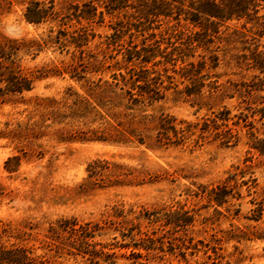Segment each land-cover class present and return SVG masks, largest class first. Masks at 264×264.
I'll return each mask as SVG.
<instances>
[{"label":"rangeland","instance_id":"374dc122","mask_svg":"<svg viewBox=\"0 0 264 264\" xmlns=\"http://www.w3.org/2000/svg\"><path fill=\"white\" fill-rule=\"evenodd\" d=\"M32 1L63 15L84 0H0V49L31 80L0 81V240L31 264H264V153L246 124L263 135L264 0L204 33L183 16L139 17V0L113 11L121 0H93L102 19L62 25L30 21ZM82 26V48L56 41ZM155 43L150 61L125 60ZM131 67L149 69L163 97L123 99L131 108L113 112L134 133L97 139L121 126L91 87Z\"/></svg>","mask_w":264,"mask_h":264},{"label":"trees","instance_id":"16d2710c","mask_svg":"<svg viewBox=\"0 0 264 264\" xmlns=\"http://www.w3.org/2000/svg\"><path fill=\"white\" fill-rule=\"evenodd\" d=\"M127 1L128 0H121L120 3L116 4L117 6L112 4V2L107 3L106 9L113 11L116 8H121L124 5H127ZM139 5L140 7L137 10V15L139 17L145 16L147 18L159 15H173L176 19L180 20L183 16L185 20H189L194 24L202 25V32L204 33L209 29V24H214L215 27H218L222 21L231 19L234 16L239 18L244 15H250L251 9H255V13H257L256 7L258 4L256 0H139ZM46 14H52L54 19H57V17L60 16V25H62L68 23V19H76L78 22L85 19L91 23L97 20L98 17L102 19L104 12L103 10H99L98 4H95L93 0H84L81 3H72L70 11L66 14L64 13L63 15H60L59 11L44 8L38 1H32V4L28 7L26 15L30 21L37 22L42 20ZM254 16L257 20L259 19V15ZM128 23L131 25L133 24L130 21H128ZM122 26L124 25L122 24ZM67 36L68 38L66 39ZM87 37L88 27L82 26L80 28H75L70 32L60 28L58 30V34L56 35V41L61 43L63 46L69 42L75 43L78 48H82V45L87 42ZM10 48H17V46L12 45ZM156 48H159V43L150 45L149 48H128L125 60L127 62L135 60H138V62H148L154 55V52L152 51L156 50ZM5 50V47L0 49V81H6V88L12 91H20L24 88H30L31 80L20 73L19 70L13 66V60L10 59L11 63L6 61V58H9L11 54L9 52V55L6 56L4 54ZM80 50V52H83V49ZM150 74L151 71L147 68L131 67L125 73L120 72V77L114 73V78L117 79L115 83L98 81L91 87L89 97H91L100 107H106L107 115L117 121V124L121 126L118 128L117 126L111 125L103 127L100 130H96V132H99L97 139L106 140L112 136L113 139L118 140L125 136L128 137L134 133L135 129L132 126L134 122L127 121L124 123L121 119V115L124 116V114L120 112H113V108L120 106L121 103L124 104L125 99L127 102L137 103L138 101L140 102L145 99L154 101L163 97V92L156 84V79L151 77ZM117 87H120L122 91H116L115 88ZM134 90H136V92H134ZM79 102L86 103L85 98H80ZM127 102L124 104V107L131 108ZM173 120L174 118L172 116L161 114L158 124L164 130H168L170 127L175 131L176 129L174 125L171 124ZM246 124H250V147L260 153H264V132H262L263 135H259V129H257L255 125L247 122V120ZM262 125L264 131V123ZM164 133H166V131H164ZM157 136L158 139H162V137H164L163 131L159 130ZM6 231L7 228H1L0 237L3 232ZM31 262L32 257L26 248L16 245L8 246L0 240V264H31Z\"/></svg>","mask_w":264,"mask_h":264}]
</instances>
